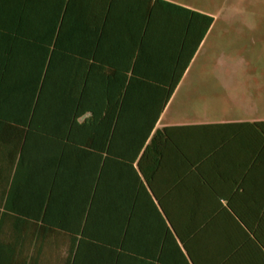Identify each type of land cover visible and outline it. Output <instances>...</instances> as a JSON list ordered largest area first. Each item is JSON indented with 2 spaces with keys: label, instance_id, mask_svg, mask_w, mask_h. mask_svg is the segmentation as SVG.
Returning <instances> with one entry per match:
<instances>
[{
  "label": "trees",
  "instance_id": "obj_1",
  "mask_svg": "<svg viewBox=\"0 0 264 264\" xmlns=\"http://www.w3.org/2000/svg\"><path fill=\"white\" fill-rule=\"evenodd\" d=\"M55 1L63 18L45 33L6 35L0 24V120H15L27 135L38 125L47 135L60 133L91 149L94 161L76 158L78 184L30 176L24 191L87 192L90 207L103 209L125 228L124 236L136 239L127 251L151 259L158 236L163 250L168 243V250L184 249L193 259L216 220L231 219L229 201L224 206L223 196L198 187L204 175L198 137L206 125L154 129L214 16L168 0ZM122 19L141 30V39L130 54L135 61L118 64L102 38Z\"/></svg>",
  "mask_w": 264,
  "mask_h": 264
},
{
  "label": "crops",
  "instance_id": "obj_2",
  "mask_svg": "<svg viewBox=\"0 0 264 264\" xmlns=\"http://www.w3.org/2000/svg\"><path fill=\"white\" fill-rule=\"evenodd\" d=\"M168 1L215 14L200 5L194 7L191 1ZM57 11L55 0H2L1 33H45L52 20L63 18ZM258 17L257 26L242 17L246 26L236 27L240 15L234 10L231 20L224 19L229 29H218L222 16L214 15V23L154 129L206 125L198 137L204 157L198 187L201 194L223 196L224 206L229 201L231 219L216 220L214 234L203 239L193 259L184 249L182 253L168 250V243L163 250V239L158 236L151 259L127 251L128 244L135 249L136 239L124 236L125 228L106 219L103 209L96 212L90 207L87 192L80 197L72 187L56 186L25 192L30 176L55 177L49 178L55 182L62 176L66 184H78L74 161L78 157L94 161L93 151L68 143L60 133L47 135L46 127L40 125L27 135V127L7 117L0 120V264H264V60L243 61L257 72L253 75L192 74L195 65L221 64L211 49L220 47L228 31L232 44L242 42L246 33L253 46L264 47V15ZM123 21L105 29L102 38L103 49L117 52L113 60L118 64L135 61L130 54L136 53V42L141 39V30ZM19 181L22 190L17 188Z\"/></svg>",
  "mask_w": 264,
  "mask_h": 264
},
{
  "label": "rangeland",
  "instance_id": "obj_3",
  "mask_svg": "<svg viewBox=\"0 0 264 264\" xmlns=\"http://www.w3.org/2000/svg\"><path fill=\"white\" fill-rule=\"evenodd\" d=\"M179 2L191 1L194 7L200 5L204 7L206 11H214L213 16H222V19L219 20L216 28H228L229 24L224 19L230 18L232 11L238 10L240 15V24L235 23L236 27H244L245 23H241V18L251 17L252 14H256V18H250L254 26H257L260 23V18L258 16L264 15V0H177ZM245 32L249 33L246 29ZM223 33V31H222ZM250 34V33H249ZM216 35V34H215ZM243 41L238 44H232L230 40V32L226 34V38L222 41L220 47L212 49L217 54L216 60L221 62L218 66L212 62H206L199 65H195L192 74L203 73V74H225V75H253L257 72H253V68L248 67L246 64H243V61L251 60H264V47L263 46H253L251 36L244 33ZM248 39V40H247ZM245 42V43H243ZM211 47V46H210ZM254 47V48H253ZM225 60V64L223 62ZM213 63V64H212ZM215 65V66H214Z\"/></svg>",
  "mask_w": 264,
  "mask_h": 264
}]
</instances>
